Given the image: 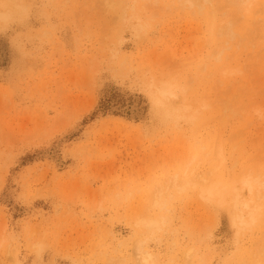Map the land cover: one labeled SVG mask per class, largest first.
<instances>
[{
    "label": "rangeland",
    "instance_id": "obj_1",
    "mask_svg": "<svg viewBox=\"0 0 264 264\" xmlns=\"http://www.w3.org/2000/svg\"><path fill=\"white\" fill-rule=\"evenodd\" d=\"M252 177L264 0H0V264H264Z\"/></svg>",
    "mask_w": 264,
    "mask_h": 264
},
{
    "label": "bare ground",
    "instance_id": "obj_2",
    "mask_svg": "<svg viewBox=\"0 0 264 264\" xmlns=\"http://www.w3.org/2000/svg\"><path fill=\"white\" fill-rule=\"evenodd\" d=\"M189 1H191V2H194V0H189ZM247 184L249 185V188L251 189V190H254V191H259L260 189H264V178H249L247 181ZM257 188V189H256ZM261 191H263V190H261ZM260 191V192H261ZM262 206V205H261ZM144 222H146L145 220L144 221H142V224L144 223ZM146 225H147V223H145ZM144 226V225H143ZM145 227V226H144ZM148 260H149V258L148 257H145V262H148Z\"/></svg>",
    "mask_w": 264,
    "mask_h": 264
}]
</instances>
